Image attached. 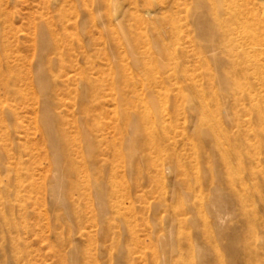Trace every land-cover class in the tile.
Segmentation results:
<instances>
[{
  "label": "rangeland",
  "instance_id": "obj_1",
  "mask_svg": "<svg viewBox=\"0 0 264 264\" xmlns=\"http://www.w3.org/2000/svg\"><path fill=\"white\" fill-rule=\"evenodd\" d=\"M198 11L0 0V264H264V58Z\"/></svg>",
  "mask_w": 264,
  "mask_h": 264
},
{
  "label": "bare ground",
  "instance_id": "obj_2",
  "mask_svg": "<svg viewBox=\"0 0 264 264\" xmlns=\"http://www.w3.org/2000/svg\"><path fill=\"white\" fill-rule=\"evenodd\" d=\"M192 2L196 3L199 10L196 16L198 29L211 47L224 46L231 58L246 60L264 58V0H192ZM171 5L174 10L181 7L182 11H186L189 0H171ZM175 13L171 18V31L177 39H181L179 35L185 31L183 26H178ZM251 65L255 68L253 64ZM143 106L150 107L146 104ZM61 189L58 181L54 191L59 193ZM213 203L216 208L222 205L218 196L214 198Z\"/></svg>",
  "mask_w": 264,
  "mask_h": 264
}]
</instances>
